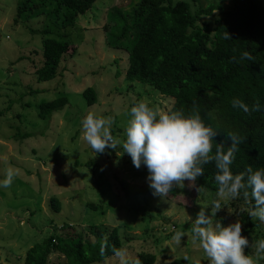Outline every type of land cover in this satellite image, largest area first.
Returning a JSON list of instances; mask_svg holds the SVG:
<instances>
[{
    "label": "rangeland",
    "instance_id": "obj_1",
    "mask_svg": "<svg viewBox=\"0 0 264 264\" xmlns=\"http://www.w3.org/2000/svg\"><path fill=\"white\" fill-rule=\"evenodd\" d=\"M20 1L0 0V181L7 168L19 170L10 188L0 187V264H20L27 248L59 232L64 222L89 240L95 239L90 230L117 226L119 250L126 253V260L149 250L155 254L150 264H168L182 256L185 264H207L199 242L192 240V221L202 206L219 199L218 190L185 180L167 198L153 195L146 166L137 169L122 148L95 154L82 138L81 122L89 112L111 118L113 137L123 140L135 103L146 100L166 111L173 99L149 84L125 78L127 51L106 41L105 27L113 23L107 11L114 7L126 11L133 0H94L73 26L65 28L53 24L46 7L24 11L16 19ZM232 2L198 0L201 6L223 8ZM46 27L50 32L43 35L70 40L74 47L71 54L62 55L53 78L37 81L33 71L41 64L40 30ZM29 85L36 91L28 92ZM86 86L95 92L89 104L81 92ZM57 95H66V103L39 118L35 112L39 100ZM140 184L149 190L134 192ZM50 196L59 199L58 210L51 206ZM221 205L214 219L223 226L240 221L241 234L250 245L245 254L255 256L256 242L264 239V221L251 217L249 225L241 217L248 211L241 200L229 198ZM206 212L210 214L211 206ZM176 231L185 233L179 245L172 239ZM63 261L55 249L47 256L48 264ZM91 264L120 260L113 253Z\"/></svg>",
    "mask_w": 264,
    "mask_h": 264
},
{
    "label": "trees",
    "instance_id": "obj_2",
    "mask_svg": "<svg viewBox=\"0 0 264 264\" xmlns=\"http://www.w3.org/2000/svg\"><path fill=\"white\" fill-rule=\"evenodd\" d=\"M93 2L21 0L15 7V18L24 11L46 7L53 24L60 28L71 27ZM213 8H217L215 13L211 12ZM202 15L209 17L202 20ZM107 17L113 23L105 27L106 41L112 47L127 51L125 78L144 82L159 93L172 96L169 108L183 109L186 115L195 104L205 124L218 131L213 139V155L216 145L222 143L225 151L230 146L228 132L242 137L243 143L230 165L233 174L244 172L249 166L253 171L264 168V4L258 0H233L229 7L223 8L212 4L201 6L198 0H133L126 11L110 8ZM40 31L42 60L33 71L37 81L53 78L62 55L71 54L74 47L70 40L43 35L50 32L47 27ZM226 32L231 39H225ZM244 52L252 54L254 59H243ZM29 87L28 92L35 90ZM81 92L88 104L94 102L95 92L90 86ZM234 98L249 106L258 100L260 111L246 114L232 106ZM66 101V95L39 100L36 115L47 118ZM203 168L204 175L198 177L195 184L217 191L215 161ZM148 190L146 185L140 184L134 192ZM247 190L249 197H244L245 189H242L234 200H241L248 208L241 217L252 225L249 212L255 201L251 198V189ZM125 193L131 192L125 190ZM49 202L54 210L59 209L56 196H50ZM89 205L95 208L92 202ZM90 232L94 240L83 237L64 222L59 232L27 248L20 264H48L47 256L54 249L64 256L61 264H91L113 254V248L119 250L117 226ZM154 259L152 251L139 250L134 259L127 261L128 264H150ZM186 261V257H174L168 264H185Z\"/></svg>",
    "mask_w": 264,
    "mask_h": 264
},
{
    "label": "clouds",
    "instance_id": "obj_3",
    "mask_svg": "<svg viewBox=\"0 0 264 264\" xmlns=\"http://www.w3.org/2000/svg\"><path fill=\"white\" fill-rule=\"evenodd\" d=\"M225 39H231L227 32ZM242 58L254 59L249 52H244ZM231 103L246 114L260 111L258 100L251 106L238 98H234ZM130 116L125 136L121 140L113 137L111 126L114 121L111 118L89 112L81 122L82 138L95 154H102L107 148H122L137 169L146 166L149 187L153 195L161 198H167L173 188L183 185L185 180L194 184L198 177L204 175L203 166L215 161L219 199L201 207L192 221V240L194 243L199 242L209 264H259V261L264 260V239L256 242L255 256L247 255L245 248L250 246L249 240L241 234L240 221L223 226L214 219L222 208V200L237 198L242 189H245L243 195L247 198V189L250 188L255 206L249 215L264 221V168L253 171L249 166L238 174H233L230 168L243 138L228 132L230 146L225 151L222 143L216 145L213 155V139L218 131L205 124L195 104L191 113L186 115L183 109L168 108L165 111L150 106L146 100H140L131 107ZM18 176V169L7 168L0 187L10 188ZM198 191H203V187L200 186ZM209 206L210 214L206 212ZM184 236L182 231H176L172 239L179 245ZM103 251L102 247V254ZM113 252L120 264H128L124 251L113 248Z\"/></svg>",
    "mask_w": 264,
    "mask_h": 264
},
{
    "label": "built area",
    "instance_id": "obj_4",
    "mask_svg": "<svg viewBox=\"0 0 264 264\" xmlns=\"http://www.w3.org/2000/svg\"><path fill=\"white\" fill-rule=\"evenodd\" d=\"M171 227H173V226H171Z\"/></svg>",
    "mask_w": 264,
    "mask_h": 264
}]
</instances>
